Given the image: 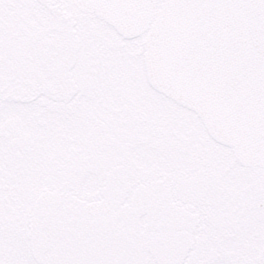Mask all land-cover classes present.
Instances as JSON below:
<instances>
[{
    "label": "snow or ice",
    "instance_id": "1",
    "mask_svg": "<svg viewBox=\"0 0 264 264\" xmlns=\"http://www.w3.org/2000/svg\"><path fill=\"white\" fill-rule=\"evenodd\" d=\"M0 264H264V0H0Z\"/></svg>",
    "mask_w": 264,
    "mask_h": 264
}]
</instances>
